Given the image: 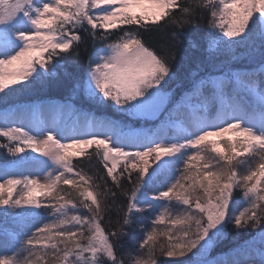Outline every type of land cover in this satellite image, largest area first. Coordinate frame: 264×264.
Here are the masks:
<instances>
[{
  "label": "snow or ice",
  "instance_id": "snow-or-ice-1",
  "mask_svg": "<svg viewBox=\"0 0 264 264\" xmlns=\"http://www.w3.org/2000/svg\"><path fill=\"white\" fill-rule=\"evenodd\" d=\"M161 29L164 46L149 43ZM67 81L66 100L118 118L54 101ZM46 89L12 113L30 128L0 126V147L40 166L0 176V208L19 229L52 219L28 233L0 224V264H125L126 245L129 264H257L210 258L229 225L259 229L264 264V0H0V103ZM95 160L103 175L80 166Z\"/></svg>",
  "mask_w": 264,
  "mask_h": 264
},
{
  "label": "trees",
  "instance_id": "trees-1",
  "mask_svg": "<svg viewBox=\"0 0 264 264\" xmlns=\"http://www.w3.org/2000/svg\"><path fill=\"white\" fill-rule=\"evenodd\" d=\"M205 31H206V28L202 25L200 28V35H203ZM147 38H148L149 43L156 45V46L162 47L167 42V34L165 33L163 29H161L159 32L147 34ZM86 47H87V52L84 51L85 45H81L80 64L83 68L87 67L86 58L87 56L91 54L93 50V45L91 43V40H88ZM206 47H207V44L202 42L201 50L199 52H196L195 55L197 56L206 55V53L204 52V49ZM242 50L243 49H241V51ZM187 55L189 56L193 55L191 50L188 51ZM220 59L226 62V57L224 55H221ZM181 63H182L184 74H186L190 68L195 67V65L190 64L186 60H182ZM15 87H19V85H16ZM70 87H71V81H67L64 89L59 94L53 95L52 99L54 101L57 100V101H63V102H70L71 104H73L74 108H76L77 110H85V111L97 113L99 115H110L114 118H118V114L115 113L113 109H100V108H97L96 106H90L89 102H87L85 98H83L82 96L72 99L70 101L66 100L65 98L68 96L67 89ZM174 88H175V83L170 85L167 90L171 91ZM46 92H47V89L45 90V92L30 91V92H23V93H18L13 96H10L7 98L8 99L7 105H5L4 103H0V112H5L6 108L7 110L12 109L16 105L36 103L37 101H40V99L45 97ZM177 95H178V92H177ZM181 122L182 121H178V124ZM158 123L159 121H156V120L154 121L151 119L147 121L137 120L135 121L134 126L142 127L146 129H153ZM2 143H7V141L4 138L0 137V144ZM26 154L27 153L22 154V155H26ZM18 159H19L18 156H12L10 153H8L6 148L0 147V163H6V164L16 163ZM74 163H77V162L74 161ZM80 166L84 167L85 172H87L88 175H94L97 172L100 175H103L104 173L102 165L98 160L93 161V166L91 168H89L86 162ZM109 183H110V178H109ZM125 188L130 190L131 184H126ZM71 192H72V197H71L72 199H77V200L80 199L76 191L74 192V190L72 189ZM239 195H240L239 191L234 193V199L239 198ZM126 200H127L126 196L120 197V203H123ZM8 211L10 213H14L18 210L9 209ZM3 213H4V209L0 208V224H4L5 222H7L10 228H16V230L22 231L24 233H28L29 230L34 231L35 226L41 225L42 223V221H37L38 220L37 219L38 217H37V218H34L28 221L27 227H24L23 229H19L12 222L11 216L5 217ZM44 214H47V213H44ZM143 216L144 214L142 215L141 218H143ZM106 227H108V225H106ZM252 250L257 251L259 255L260 253L259 229L257 227H247L243 229H236L232 225H229L227 229L226 238L222 239L215 245V247L210 253V258H216L219 260H226V261H234L231 259L232 255L238 254V253H246L247 256H249V254L252 253ZM129 251L135 252V249L131 248V246L126 245L122 252H118V254L123 255L125 264H129V261L132 259V257L128 255ZM157 256H158V264L160 260L168 259L166 257L160 256L159 253H157ZM184 260H187V259H184Z\"/></svg>",
  "mask_w": 264,
  "mask_h": 264
},
{
  "label": "rangeland",
  "instance_id": "rangeland-1",
  "mask_svg": "<svg viewBox=\"0 0 264 264\" xmlns=\"http://www.w3.org/2000/svg\"><path fill=\"white\" fill-rule=\"evenodd\" d=\"M55 101H57V100H55ZM57 102H63V101H57ZM67 103H70V102H67ZM27 104H30V103H27ZM27 104H22V105H27ZM71 105L73 106V104H71ZM14 111H15V107L12 109H9L7 118H6L5 112H0V126H7V123H11V126H13V127L23 125L26 130L32 126L27 117L21 119L20 117H18L16 115H12V113H14ZM83 111H85V110H83ZM44 115H45L44 119L50 123L51 122L50 115L47 112H45ZM92 115L100 117V118H114L110 115H99L97 113L96 114L92 113ZM60 118L63 121L71 124L74 122L76 117H75V113L66 111L64 114H62V116ZM141 121H144V120H141ZM145 121H147V120H145ZM33 155H36V154H33ZM206 155L209 158H211L213 156V153H211L209 151L206 153ZM41 159H43V158L41 157ZM39 171H40V166L35 165V164H31V163L25 164V165H20L17 163H10V164L0 163V176H4L6 173H14V174L25 173V174H27V173H38ZM63 187H64L65 191H69V190L71 191L72 190L68 186H63ZM74 192H75V190H74ZM161 203H164V202H161ZM171 210L173 212L177 211L175 206H173ZM37 219H38L37 221H42L41 225H38V226H42L43 223L48 222L49 220L52 219V217L48 216V214H43L42 216L38 217ZM142 219L144 221L145 227L146 228L150 227L151 219H152L151 213H145ZM249 256L254 257L257 260V264H258L259 255H258L257 251L252 250V253H250ZM249 256H247L246 253H238V254L232 255L231 259L234 261L244 262V261L248 260ZM189 257H191V253H189L188 256L181 258V259H188Z\"/></svg>",
  "mask_w": 264,
  "mask_h": 264
}]
</instances>
